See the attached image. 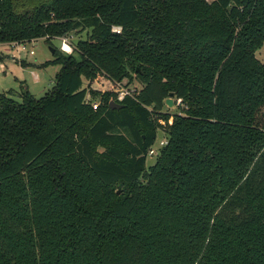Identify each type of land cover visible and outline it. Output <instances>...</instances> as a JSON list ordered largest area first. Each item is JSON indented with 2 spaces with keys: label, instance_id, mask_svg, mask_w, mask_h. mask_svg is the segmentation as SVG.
Segmentation results:
<instances>
[{
  "label": "trees",
  "instance_id": "1",
  "mask_svg": "<svg viewBox=\"0 0 264 264\" xmlns=\"http://www.w3.org/2000/svg\"><path fill=\"white\" fill-rule=\"evenodd\" d=\"M80 31L51 92L0 96V264H264V0H0V44Z\"/></svg>",
  "mask_w": 264,
  "mask_h": 264
},
{
  "label": "rangeland",
  "instance_id": "2",
  "mask_svg": "<svg viewBox=\"0 0 264 264\" xmlns=\"http://www.w3.org/2000/svg\"><path fill=\"white\" fill-rule=\"evenodd\" d=\"M114 31H119V29L114 28ZM86 38L87 32L80 31L71 33L66 37L53 39L51 44L47 43L44 39L24 44H0V96L5 94L19 101V96L24 91H29L36 98H41L51 92L55 85L56 75L61 69L60 65L44 66L46 62L54 58L51 45L59 49L63 55H74L78 59L79 55L76 52L77 44ZM64 39L72 46V53L63 50ZM256 56L258 60L264 63V44L257 51ZM118 84L135 93H138L142 87L141 83L137 81L135 74H132V80L125 78L122 81H111L107 77L100 75L93 82L84 81V87L89 89V96L87 98L89 104L92 107L94 104L100 106L101 95L107 91L114 93ZM174 104V108H169L165 105L163 109V113L171 117L169 124L176 115H184L186 111L185 104L175 97ZM165 138L166 136L163 131L158 130L157 140L153 146L155 154L148 156L147 167L155 164L159 149L161 148L160 142L166 140Z\"/></svg>",
  "mask_w": 264,
  "mask_h": 264
},
{
  "label": "built area",
  "instance_id": "3",
  "mask_svg": "<svg viewBox=\"0 0 264 264\" xmlns=\"http://www.w3.org/2000/svg\"><path fill=\"white\" fill-rule=\"evenodd\" d=\"M62 48L65 52H68V53L73 52L72 46L67 42L66 39L63 40ZM114 93L116 94L115 98L118 101L117 103L124 101L127 97H133L136 94L135 92H133L131 90L125 89L124 87L121 86V84L117 85V88H115ZM98 107H99V105H97V104L93 105L94 110H97ZM159 123L163 126L165 125V122L163 120H159ZM170 124H172V122H170ZM166 144H167L166 140H163L160 142L161 147L165 146ZM154 154H155V151L152 147V149L149 151V155H154Z\"/></svg>",
  "mask_w": 264,
  "mask_h": 264
},
{
  "label": "water",
  "instance_id": "4",
  "mask_svg": "<svg viewBox=\"0 0 264 264\" xmlns=\"http://www.w3.org/2000/svg\"><path fill=\"white\" fill-rule=\"evenodd\" d=\"M54 49H52V53H54ZM174 97L175 95L173 93L170 94L169 98H167L165 100V105L168 106L169 108H174L175 107V104H174ZM110 106L112 109H120V108H123L124 105L120 104V103H117L115 101H111L110 102Z\"/></svg>",
  "mask_w": 264,
  "mask_h": 264
}]
</instances>
